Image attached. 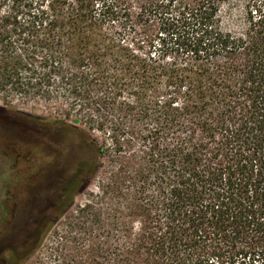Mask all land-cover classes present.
<instances>
[{"label":"trees","instance_id":"trees-1","mask_svg":"<svg viewBox=\"0 0 264 264\" xmlns=\"http://www.w3.org/2000/svg\"><path fill=\"white\" fill-rule=\"evenodd\" d=\"M1 102L108 165L44 264L264 259V0H0Z\"/></svg>","mask_w":264,"mask_h":264},{"label":"flooded vegetation","instance_id":"flooded-vegetation-1","mask_svg":"<svg viewBox=\"0 0 264 264\" xmlns=\"http://www.w3.org/2000/svg\"><path fill=\"white\" fill-rule=\"evenodd\" d=\"M10 119L6 127V118L0 113V148L9 149L0 159V167L14 168L12 185H0V264H7L3 257L6 248H14L20 257L38 244L87 174L84 160L69 169L70 141L87 150L78 131L64 126L45 133L19 118Z\"/></svg>","mask_w":264,"mask_h":264},{"label":"rangeland","instance_id":"rangeland-1","mask_svg":"<svg viewBox=\"0 0 264 264\" xmlns=\"http://www.w3.org/2000/svg\"><path fill=\"white\" fill-rule=\"evenodd\" d=\"M0 109L3 111L1 114L6 118V127H9L7 120L21 119L22 123H27L28 127L34 128L36 131L43 130L42 132L50 131L51 129H59L66 127V125H74L73 118L68 119L64 116L66 110L63 104H47L44 102H28L20 103L14 102L13 104H6L1 102ZM86 129V128H85ZM54 133V132H53ZM57 133V132H56ZM98 141L99 145L104 144L103 136L98 132H89ZM4 152H9L6 147L0 148V159ZM94 152L91 150H83L82 147L74 146V141H70V164L69 169L72 171L80 162L92 160ZM103 168L89 178L86 177L85 182L78 187L73 194L72 202L66 209L57 215L53 222L46 229L42 241L39 239L38 244L30 251L22 254L20 257L17 255L14 248H6L3 257L6 259L7 264H44L51 256L52 249L65 243V237L70 231L71 226L76 222L80 216V211L89 204L91 201H97L101 195L100 184L108 174L106 160ZM14 176V168L7 165L0 167V185H12V177ZM217 261V260H216ZM213 262V261H212ZM223 264V263H215ZM226 264H242L239 260L236 263L229 262ZM257 264H264V259L260 260Z\"/></svg>","mask_w":264,"mask_h":264}]
</instances>
